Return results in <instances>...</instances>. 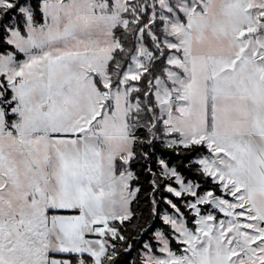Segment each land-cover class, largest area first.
I'll list each match as a JSON object with an SVG mask.
<instances>
[{
    "label": "snow or ice",
    "instance_id": "1",
    "mask_svg": "<svg viewBox=\"0 0 264 264\" xmlns=\"http://www.w3.org/2000/svg\"><path fill=\"white\" fill-rule=\"evenodd\" d=\"M0 264H264V0H0Z\"/></svg>",
    "mask_w": 264,
    "mask_h": 264
},
{
    "label": "trees",
    "instance_id": "2",
    "mask_svg": "<svg viewBox=\"0 0 264 264\" xmlns=\"http://www.w3.org/2000/svg\"><path fill=\"white\" fill-rule=\"evenodd\" d=\"M32 3H36L37 0H31ZM156 151L159 155L163 156L165 159L170 160L173 164H179V159L176 158L174 155L170 154L167 150L161 148L159 145H157ZM155 167V166H154ZM134 171L138 172L140 174L141 180L140 183L141 185H143L145 188H147V182L145 180L144 177V173L141 171L139 165H134ZM181 171L184 172L186 175V171L181 168ZM142 208L146 207L145 205H141ZM145 239H147V237H145ZM136 255L135 252L132 253V257L129 258V260L131 261L132 258H134Z\"/></svg>",
    "mask_w": 264,
    "mask_h": 264
},
{
    "label": "rangeland",
    "instance_id": "3",
    "mask_svg": "<svg viewBox=\"0 0 264 264\" xmlns=\"http://www.w3.org/2000/svg\"><path fill=\"white\" fill-rule=\"evenodd\" d=\"M165 195H168L167 193H165Z\"/></svg>",
    "mask_w": 264,
    "mask_h": 264
}]
</instances>
